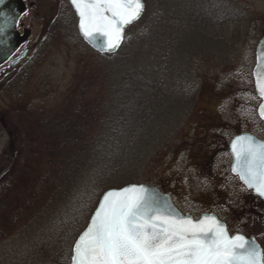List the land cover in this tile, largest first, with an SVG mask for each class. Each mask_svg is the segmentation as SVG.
I'll list each match as a JSON object with an SVG mask.
<instances>
[{"label": "rangeland", "instance_id": "374dc122", "mask_svg": "<svg viewBox=\"0 0 264 264\" xmlns=\"http://www.w3.org/2000/svg\"><path fill=\"white\" fill-rule=\"evenodd\" d=\"M25 2L22 21L30 28L27 45L33 51L22 73L14 70L0 81V264H69L71 244L111 187L102 177L112 159L121 164L110 175L112 187L136 176L140 181L133 182L157 187L181 212L194 218L213 213L230 234L254 238L264 252V205L230 172L228 152L234 134L264 139L251 76L253 50L264 34V0H173L171 16L181 10L191 26L179 33L161 67L152 55L148 67L164 71L162 85L151 94L139 79L140 69H133L132 88L125 82L117 88L118 103L127 106L118 117L122 124L85 123L84 131L98 138L84 161L86 171L76 185L63 184L51 194L44 183L55 182L56 159L27 154L16 165L7 160L18 131L32 128L26 127L31 115L64 105L78 86L93 85L87 97L104 95L106 69L132 65L108 62L89 47L67 0ZM202 16L206 25L199 22ZM138 87L149 92L144 113ZM105 109H99L100 120ZM134 117L138 125L129 138L124 128Z\"/></svg>", "mask_w": 264, "mask_h": 264}, {"label": "snow or ice", "instance_id": "6c2138e0", "mask_svg": "<svg viewBox=\"0 0 264 264\" xmlns=\"http://www.w3.org/2000/svg\"><path fill=\"white\" fill-rule=\"evenodd\" d=\"M71 2L84 37L102 38L101 51L118 48L125 27L144 10L142 0ZM256 87L264 98V49L258 52ZM233 151L241 179L264 196V143L237 137ZM158 204L156 195L140 185L106 192L74 245L72 264H264V252L254 240L230 236L214 216L193 221Z\"/></svg>", "mask_w": 264, "mask_h": 264}, {"label": "trees", "instance_id": "16d2710c", "mask_svg": "<svg viewBox=\"0 0 264 264\" xmlns=\"http://www.w3.org/2000/svg\"><path fill=\"white\" fill-rule=\"evenodd\" d=\"M172 2L173 0H144L145 9L142 16L126 29L120 47L110 53H100L108 62L118 59L125 60L129 65H132V69L129 67V70L124 69V66H107L106 79H104L106 93L104 95L98 93L91 98L87 97L88 93L86 92L88 89H92L93 85L78 86L76 94L70 96L64 105L51 111L31 115L28 120L29 125L26 127L32 128L28 131H18V139L10 154L11 158L29 154L33 157H45L51 161L57 160L58 170H52L55 182L44 183L48 190L47 194H51L52 190L62 191L63 184L71 188L72 185H76V182L86 171L87 165L84 161L97 148L98 142L95 140L98 138L96 134L89 136L84 131V128L87 127L85 123L88 126L90 124V127L92 123L98 121L104 125L107 124V127H111V121L122 124L118 117L123 109H127V106L118 103L121 96L117 88L121 82L127 83L128 88H132V81L137 78L133 69H140L139 79L147 85V90L151 94L155 93L156 89L162 85L164 71H155L154 73L152 65L151 68L148 67L152 62V55L156 53L155 58L159 61V63L157 61V66L161 67L159 65L167 61L169 50L177 41L179 33L185 29L186 25L191 26L189 16H184L181 10L180 14H177L179 16H171L169 6H172ZM206 21L204 16L199 19L200 24L206 25ZM183 72L186 73V77L189 76L186 66L183 68ZM157 79H159L158 82ZM147 90L137 88L139 99L141 98L140 100L145 103L141 106L139 104V109L148 105L146 98L149 92L147 93ZM103 107L106 109L101 121L99 109ZM141 110H143L142 113L146 111L143 108ZM137 125L138 118L134 117L130 120L129 126L124 128L129 138L134 135ZM20 151H24V153ZM120 165V161L116 159H112L109 164H106L107 168H105L102 179L106 178L107 185L111 187L114 185L110 180V175L117 171ZM135 177H132L128 182H133ZM135 181L140 180L136 177Z\"/></svg>", "mask_w": 264, "mask_h": 264}, {"label": "water", "instance_id": "95a60500", "mask_svg": "<svg viewBox=\"0 0 264 264\" xmlns=\"http://www.w3.org/2000/svg\"><path fill=\"white\" fill-rule=\"evenodd\" d=\"M142 2L144 4L143 0H142ZM68 3H69V5H70L71 9L73 10L74 15L76 17V27H77L78 33L81 36V38H83L82 40L89 47H91V48H93L95 50L97 49V51L102 52V53H110V52H113V51H115L116 49L119 48L118 47V48H116V49H114L112 51H108V50L101 51L100 50L101 49V44L103 42L102 38H97L94 41L86 39L84 37V35L82 34V32L80 31V28H79V16H78V14L76 12V9H75L74 5L72 4L71 0H68ZM22 10H24L22 0H5V3L3 5H0V13H2V15H0V64H2L5 60H7V58L15 52V50H16L17 46L19 45V43L22 42V41L17 42L18 39L16 38V30H15L17 22H18L20 16L22 15V13H23ZM143 12H144V10H143ZM143 12H142V14H143ZM142 14H141V16H142ZM128 26L129 25H127L125 27V29ZM125 29H124V33H125ZM124 33H123V37H125ZM122 41H123V39L121 40L120 45H121ZM261 49H264V35H262L257 40V42L255 44V47H254V50H253L255 58L253 60L254 64H253L252 72H251L253 86H254V92H255L256 96L259 98V102H258V104L256 106V114H257L258 118L264 122V116L261 115V105L264 104V98H262L260 96L259 92L257 91V87H256V69H257V64H258V52ZM25 54L26 53L23 52L18 58H16L15 60L11 61L10 62V66H14L16 64V62H18L19 60H21L25 56ZM242 136L251 137L257 143H264V140L259 139V138L255 137L254 135H252L250 133L241 132V133H237L236 135L234 134V136L230 139V141L228 143V152H229V155L231 156V163L229 164L230 165V172L233 175H237V177H238L239 181L242 183V185H244L247 189L252 190L254 195H256V196H258V197H260L261 199L264 200V196H261L255 190V188H249L248 185L244 182V180H242L241 177H240L239 170H238L239 169V165H238V162H237L236 153L233 151V144L237 140V137H242ZM239 147L240 146L237 145V148H239ZM234 169H236V170H234ZM130 185L143 186V187H145V188H147L149 190V194L150 195L151 194H155L156 197L158 198V201H159L158 206L164 211L175 213V214H178L179 216L186 217V218L190 217L193 221L200 220L204 216H214L219 223H221L222 225L226 226L225 222L220 220L213 213H203L199 217L194 218L190 213L181 212L173 204L172 200L170 199V196L168 194H166V193L161 192L155 186H151V185H148L146 183L131 182V183H127V184H124L122 186H119V187H110V188L105 189L101 193V195L99 196V198L97 200V203H96L95 207L93 208V210H92V212H91V214H90V216H89V218L87 220L86 225L80 231V233H78V235H77L76 239L74 240L73 244H71L72 247H71V256H70L69 264H72V257L74 255V252H73L74 245H75L76 241L79 239L80 235L88 228V226L90 224V221H91L94 213L96 212V210H97V208L99 206V203L101 202V199H102L103 195L106 192H108L109 190H120V189H122L124 187H127V186H130ZM226 229H227V227H226ZM229 235L230 236L242 235V236L245 237L246 240H248L250 242L254 240L256 245H258L259 248L262 251V248H261L260 244L254 238L246 237L242 233H234V234H230L229 233Z\"/></svg>", "mask_w": 264, "mask_h": 264}, {"label": "flooded vegetation", "instance_id": "af4514ba", "mask_svg": "<svg viewBox=\"0 0 264 264\" xmlns=\"http://www.w3.org/2000/svg\"><path fill=\"white\" fill-rule=\"evenodd\" d=\"M22 2H23L24 10H22L23 13L20 16V18H19V20L17 22V25H16V29H15L16 30V38L18 39L17 42H19V41H22V42L19 43V45L17 46L15 52L12 55H10L7 58V60H5L2 64H0V81L2 79L6 78L8 75H10L12 71L19 70L24 65L25 61L27 60V58L29 57V55L33 51V47L27 45L28 39H29L30 34H31L30 28L26 27L25 21H22V18L24 17V15L28 11V6L26 5L25 0H22ZM29 6H32L33 7V2H30V5ZM23 52L26 53L25 56L21 60H19L18 62H16V64L14 66H10V62L13 61V60H15L16 58H18ZM254 58H255V56H254ZM19 73H22V71L19 70ZM10 132L11 131L9 129V133ZM11 151H12V149L10 150L9 155H7V156H9V157H7V160L9 162H12V164L13 163L16 164L17 161L20 162V161L23 160V159L11 158L10 157ZM249 191H251V190H249ZM256 197H258V196H256ZM259 199L261 200L262 204L264 205V200L261 199V198H259Z\"/></svg>", "mask_w": 264, "mask_h": 264}]
</instances>
